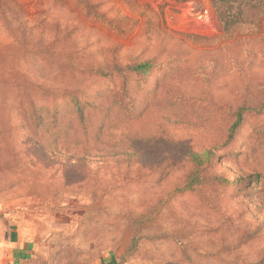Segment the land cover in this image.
Listing matches in <instances>:
<instances>
[{"label": "rangeland", "instance_id": "obj_1", "mask_svg": "<svg viewBox=\"0 0 264 264\" xmlns=\"http://www.w3.org/2000/svg\"><path fill=\"white\" fill-rule=\"evenodd\" d=\"M87 1L0 0V211L27 229L32 264H264V20L224 32L209 0ZM131 61L150 70L115 81L130 113L100 143L72 138L66 110L42 106L35 127L36 86ZM39 66L60 77L38 82Z\"/></svg>", "mask_w": 264, "mask_h": 264}, {"label": "trees", "instance_id": "obj_2", "mask_svg": "<svg viewBox=\"0 0 264 264\" xmlns=\"http://www.w3.org/2000/svg\"><path fill=\"white\" fill-rule=\"evenodd\" d=\"M179 2H186L189 0H177ZM212 8L218 18V20L222 24V28L224 32H228L231 27L236 26L238 24H242L243 21H247L248 19L254 21L264 20V0H209ZM87 0H84L85 8H88ZM88 9H91V4ZM95 9V8H94ZM102 18V17H99ZM19 37H15L16 41ZM22 46V45H21ZM36 48V47H35ZM23 50V57L26 58L28 55L24 46L22 47ZM40 50L41 54H45L47 59L41 57L42 61L45 63H50L54 66L55 62H61V55L46 51V48ZM38 52V51H35ZM54 60V61H53ZM41 62V61H40ZM36 63L37 65L40 64ZM62 63V62H61ZM49 65H46L48 68ZM40 67V66H39ZM52 67V66H51ZM61 67V66H60ZM150 70L149 62H134L128 63L125 67H120L116 63H112L110 67H94L93 69L89 70L88 74L80 73L78 76L85 78V82L83 85L77 87L76 89H64L61 87L60 92L53 93L51 89L45 91V94H41L36 90L38 83L35 82L34 85L35 90L32 91L29 95V99L27 101L28 112L33 113L32 116L34 117V122L36 123L35 127H43V119L42 117L35 118L38 113H41L42 106L45 110H48L51 113H57L58 111H68V116H70V123L67 124L65 127L66 129L70 128L72 131V138H77L78 140H93L96 141L107 127L109 118L111 115H115V117H121L130 113L129 108L126 106V90L128 85L122 80L120 87L115 84V81L118 78H122L124 76L127 77L129 75H135L138 77L146 76L148 71ZM44 73V75H43ZM52 74V76L50 75ZM52 78H59L60 74L58 71L53 70L49 73H45V70L40 67V70L37 72V80L38 82H43L45 77ZM87 76H84V75ZM73 79H77L74 73H71ZM78 77V78H79ZM96 80H103L106 84H103L104 91H95L94 98H87L90 93V89L95 85ZM52 81L51 79H48ZM62 85V84H60ZM43 95L47 98V101L50 102L48 106L47 103H40L37 101V97ZM20 97V94L17 95ZM60 103H59V102ZM58 102V103H57ZM59 106L61 108H59ZM93 113H98L97 120L92 118ZM240 113V112H238ZM65 115H67L65 113ZM54 120L59 118V115L55 114ZM242 117L240 114L237 115V120L235 125H237L241 121ZM64 125V124H63ZM51 127H55V125H50ZM62 130L65 128H61ZM61 129L56 132L52 133L50 136L55 137L58 136L60 133H66L65 130L61 131ZM36 133V131H35ZM232 133L230 136H232ZM92 134V135H91ZM81 142V141H80ZM100 143V141H96L95 144ZM209 156L208 153L200 157L198 155H192L193 161L196 164V171L193 172L191 177L188 179L186 188L192 189L194 185L199 184L200 179V166L203 164L205 159ZM110 260L112 261L111 264H116L115 259L111 256Z\"/></svg>", "mask_w": 264, "mask_h": 264}, {"label": "crops", "instance_id": "obj_3", "mask_svg": "<svg viewBox=\"0 0 264 264\" xmlns=\"http://www.w3.org/2000/svg\"><path fill=\"white\" fill-rule=\"evenodd\" d=\"M34 241L19 221L10 213L0 211V264H32ZM111 256L101 264H111Z\"/></svg>", "mask_w": 264, "mask_h": 264}]
</instances>
